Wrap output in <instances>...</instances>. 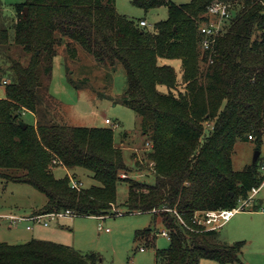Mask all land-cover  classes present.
<instances>
[{"label":"trees","instance_id":"16d2710c","mask_svg":"<svg viewBox=\"0 0 264 264\" xmlns=\"http://www.w3.org/2000/svg\"><path fill=\"white\" fill-rule=\"evenodd\" d=\"M217 2L230 5L232 17L203 56L200 26ZM133 4L146 12L166 7L168 19L149 31L141 21L121 16L116 0H25L16 6L13 41L29 61L8 56L13 79L4 80L5 98L0 99V179L45 195L48 202L36 215L70 211L96 218L123 215L113 210L118 186L126 182L127 214L160 215L169 234L170 245L156 252V264L240 262L244 243L222 244L216 230L195 225L193 218L235 208L263 182L261 157L237 171L233 155L237 143L250 141V136L257 151L263 143L264 0ZM65 39L72 56L78 44L99 64L125 68L129 86L121 102L139 117L152 146L147 160L153 165V184L135 179L143 165L127 164L112 128L73 127L41 114L40 87L51 78L56 46ZM10 42L9 32L0 30V48L9 52ZM167 61L181 63L180 78ZM28 113L36 116L35 124L25 122ZM59 168L68 171L64 178L56 177ZM77 169L92 173L97 184L73 188L70 173ZM153 232L147 229L137 236L148 238ZM0 264H100V259L31 240L0 243Z\"/></svg>","mask_w":264,"mask_h":264},{"label":"rangeland","instance_id":"374dc122","mask_svg":"<svg viewBox=\"0 0 264 264\" xmlns=\"http://www.w3.org/2000/svg\"><path fill=\"white\" fill-rule=\"evenodd\" d=\"M24 1L0 0V30H7L11 39L9 52L6 48H0V99L5 98V86L2 82L13 79L8 56L23 64L29 61L23 48L14 45L13 41L16 6ZM134 1L116 0L117 12L138 23L144 20L149 31H153L157 23L168 19L166 7L146 12L134 5ZM167 1L182 5L192 0ZM67 42L65 39L62 45L56 46L57 56L53 60L51 78L43 79L40 87L41 114L55 123L73 127L112 128L116 146L124 151L127 164L135 166L139 162L143 165L142 172L135 179L153 184V165L147 160L152 146L142 134L139 117L121 102L129 86L125 68L120 63L114 67L99 64L93 55L78 44L72 56L67 51ZM166 63L176 69L180 78L181 63ZM107 119L113 124L107 126ZM24 120L27 124H35L32 113L26 114ZM124 134L127 136L121 143V136ZM257 148L256 141L238 142L233 155L235 170L241 171L253 164ZM260 151L262 162L264 138ZM67 172L59 168L56 170V177L64 178ZM70 178L73 182H80L84 188L97 184L92 173L84 169L71 171ZM128 193L129 184L120 183L118 204L113 211L123 213L122 216L110 214L105 218L72 216L61 219L45 217L41 224L25 220L14 226L8 219L10 216L29 218L40 213L48 200L31 186L0 179V243L21 245L31 240H42L67 246L81 254H95L99 257L100 264H156V252L170 245L169 239L162 235L165 232L163 218L152 213L127 214L124 203ZM260 200L263 202L259 203ZM256 205H260L258 211L251 208L240 212L216 230L217 240L222 244L233 246L244 243L240 262L227 264H264V188L256 196ZM28 226L32 230H28ZM147 229L154 231L148 238L137 236L138 232ZM200 264L220 263L203 260Z\"/></svg>","mask_w":264,"mask_h":264},{"label":"built area","instance_id":"2783aa9c","mask_svg":"<svg viewBox=\"0 0 264 264\" xmlns=\"http://www.w3.org/2000/svg\"><path fill=\"white\" fill-rule=\"evenodd\" d=\"M207 15L209 19L207 21H204L200 26V32L202 35L201 51L203 56L211 52L214 45L216 44L217 39L226 32L228 23L232 17V7L225 3L217 2L209 7ZM140 26L142 28H146L147 23L144 20H142L140 22ZM2 83L4 86H6L8 82L3 81ZM112 124L113 123L111 120L109 119L106 120L107 126H110ZM249 140L252 141L253 137L250 136ZM261 172L263 175V182L259 188H255L252 190L248 199L240 201L238 205L233 209L196 213L193 218V223L195 225L205 227L206 230H217L223 227L229 221H231V219L240 212L248 211L251 208L258 211L259 208H257L256 205V196L264 188V159H263V164L261 166ZM72 184H73V188L79 189V187H81V184L77 182L72 181ZM72 216H73L72 212L66 211L64 213H59V214L56 213L49 215H34L29 218H18L16 216H10L8 219L12 222L14 226H16L19 222L25 220L41 224L45 217L52 219H61ZM120 216H122V214H120ZM180 221L184 224V221L181 218ZM45 226H48V224L45 223ZM100 230L101 231L103 230L102 227H100ZM162 235L169 239V234L167 232H163Z\"/></svg>","mask_w":264,"mask_h":264},{"label":"water","instance_id":"95a60500","mask_svg":"<svg viewBox=\"0 0 264 264\" xmlns=\"http://www.w3.org/2000/svg\"><path fill=\"white\" fill-rule=\"evenodd\" d=\"M260 157H261V152L260 151H257L255 153V157H254L253 163H256Z\"/></svg>","mask_w":264,"mask_h":264},{"label":"crops","instance_id":"0c3cea01","mask_svg":"<svg viewBox=\"0 0 264 264\" xmlns=\"http://www.w3.org/2000/svg\"><path fill=\"white\" fill-rule=\"evenodd\" d=\"M33 117H34V122L36 123L37 119H36V116H35L34 114H33ZM262 202H263V201H261V200L259 201V203H262ZM32 216H34V215H32ZM32 216H31V217H32ZM29 228H30V229H29ZM27 229H28V230H32L30 226H28Z\"/></svg>","mask_w":264,"mask_h":264}]
</instances>
